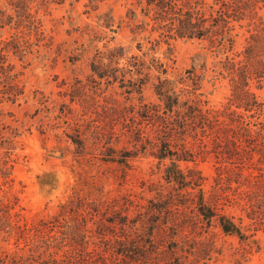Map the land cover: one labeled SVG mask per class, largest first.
Listing matches in <instances>:
<instances>
[{
	"label": "rangeland",
	"instance_id": "374dc122",
	"mask_svg": "<svg viewBox=\"0 0 264 264\" xmlns=\"http://www.w3.org/2000/svg\"><path fill=\"white\" fill-rule=\"evenodd\" d=\"M236 1L200 0L195 16L232 12ZM242 4L248 7L240 6L241 19L228 25L233 44L223 54L210 55L209 40L160 45L159 53L172 51L171 80L206 53V80L197 92L204 93V109H223L230 99L232 77L211 71L219 61L247 65L264 47L248 45L256 32L264 39V0ZM154 9L149 0H0V264H264V192L252 196L261 208L221 194L214 203L215 154L178 162L185 182H198L182 187L169 182L168 159L141 149L156 123L139 113L158 106L156 82L145 77L139 95L138 72L148 71L125 60L141 57L144 39L165 32ZM119 47L125 59H104ZM249 89L264 105V77ZM236 106L227 114L243 115L240 126L255 137L264 128V106L258 114ZM186 144L197 151L200 141L189 137ZM257 157L239 161L236 170L246 177L259 174L249 166L261 168L264 179ZM242 182H232L236 201L257 192ZM200 190L216 211L209 221L197 207ZM220 216L240 235L224 233Z\"/></svg>",
	"mask_w": 264,
	"mask_h": 264
},
{
	"label": "trees",
	"instance_id": "16d2710c",
	"mask_svg": "<svg viewBox=\"0 0 264 264\" xmlns=\"http://www.w3.org/2000/svg\"><path fill=\"white\" fill-rule=\"evenodd\" d=\"M149 1L155 8L154 20L156 24H161V28L165 32L159 35L156 40L144 39L147 45L146 51L142 53L141 57L132 55L125 60L126 62L132 61L140 64L138 65L139 71H142L143 68L148 71L144 76H142V72H138L137 77L140 78V82L136 91L139 95L142 94L145 77L148 78L147 80L154 79L156 82L153 88L158 106L148 107L144 105L139 113L144 119L152 118L155 120V128L151 130L155 134L150 133L151 140H146V146L144 144L141 149L150 152L152 156L159 158L161 161L168 159L171 164L166 168L168 180L179 185L183 183L182 187H189V184L198 185V182L194 180L185 182L188 176L181 173L177 163L180 161H194L197 158L205 161L212 153L215 154L213 167H215L216 172V184L210 188L211 199L214 203H217L221 200L219 197V194H221L228 202L240 203V201H243L242 207L245 208L246 205L252 204L251 199L256 200L253 197H259V194L264 192V179L262 178L263 175L260 174L261 168H250L249 166L248 169L255 170L259 174L256 176L249 174L245 177L242 176V168L236 170L235 165L239 161L244 163L251 160L254 155L258 156L257 163L259 165L264 164V128L259 130L261 133L257 131L255 132L257 133L256 136L251 137L249 127L246 124L244 127L240 126L244 122L243 115L237 112L229 115L227 110L230 105L236 103L237 108L243 106L246 112L255 111V114L262 112V106L264 105L257 102V97L250 92L249 88L250 81L255 80L260 84L264 77V55L262 54L264 47L258 54H254L247 59V65L236 66L233 62H228L226 58L223 62L219 61L220 68L217 67L211 70L214 73L217 70L222 75L232 77L229 80L230 99L223 109H204L205 101L201 99L204 93L197 94L206 80L204 72L208 69L206 70L203 63L206 53L195 55L192 68L187 70L185 75H178L171 80L168 78V68L169 61L172 59V51L167 48L163 53H159V50L161 43L170 46L169 41L172 39H196L210 41L211 46L209 45V48L215 47L212 52H209L210 55L217 57L223 54V51L227 49V44L230 47L233 44L230 36L231 27L229 28L228 25L241 19L237 14L242 12L240 6L248 7L247 4H242L247 0L234 2V8L229 13L228 10H216L214 16L210 15V18H205L204 14L200 17L195 16L200 7V0H186L187 2L182 7H179L178 2L174 0ZM207 19H210V21ZM251 41L256 44H259L258 41H260L261 45L264 44V39L259 32L251 35L248 45L251 44ZM137 49L142 51V45L138 44ZM126 53L125 48L119 47L111 50L104 59L106 61H112L116 58L125 59ZM197 69L201 70V75L195 72ZM151 72L156 75L150 76L149 73ZM214 84L213 82L211 86H214ZM160 113L162 115H159ZM223 120H227V122L225 123ZM234 123H236L235 127L232 128L231 124ZM248 125H251V123L248 122ZM262 125H264V122H262ZM141 134H138V139L142 137ZM189 137L193 141H200L197 151L194 150L193 145L188 146L186 144ZM196 180L201 182V179ZM235 181L236 183L243 181L242 185L245 182V185L252 184L257 192L252 194L242 192L238 194L237 198L239 200L236 201L234 197L236 195L235 189L232 187V182ZM230 191H232L231 194H229ZM199 192L198 210L209 221L212 216L216 215V211H213V208L204 202L203 191L200 190ZM224 192L226 194L228 192V195ZM256 201V207L261 208L260 201ZM221 205L224 206L225 204ZM218 222L224 233L240 235L239 228L230 218L220 216Z\"/></svg>",
	"mask_w": 264,
	"mask_h": 264
}]
</instances>
